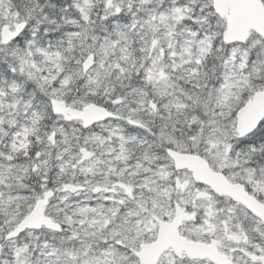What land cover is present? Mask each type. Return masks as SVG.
<instances>
[{
	"label": "snow or ice",
	"instance_id": "snow-or-ice-1",
	"mask_svg": "<svg viewBox=\"0 0 264 264\" xmlns=\"http://www.w3.org/2000/svg\"><path fill=\"white\" fill-rule=\"evenodd\" d=\"M0 264H264V0H0Z\"/></svg>",
	"mask_w": 264,
	"mask_h": 264
}]
</instances>
